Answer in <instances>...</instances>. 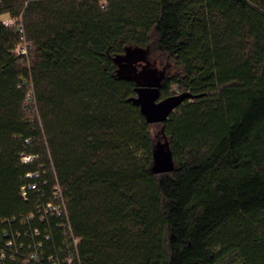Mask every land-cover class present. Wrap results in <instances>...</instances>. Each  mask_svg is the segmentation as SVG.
I'll use <instances>...</instances> for the list:
<instances>
[{"label": "trees", "instance_id": "trees-1", "mask_svg": "<svg viewBox=\"0 0 264 264\" xmlns=\"http://www.w3.org/2000/svg\"><path fill=\"white\" fill-rule=\"evenodd\" d=\"M6 15L23 18L29 61ZM128 47L161 97H196L147 122L117 59ZM42 165L80 239L75 264H264V0H0V217L48 230L23 238L45 240L32 264H65L61 219L20 223L52 199L53 178L21 194Z\"/></svg>", "mask_w": 264, "mask_h": 264}, {"label": "built area", "instance_id": "built-area-1", "mask_svg": "<svg viewBox=\"0 0 264 264\" xmlns=\"http://www.w3.org/2000/svg\"><path fill=\"white\" fill-rule=\"evenodd\" d=\"M104 7V5H103ZM6 26H16L18 31L21 34V42L16 47L15 53L18 56H25V58H29L30 54V43L27 41L25 36V29L23 25V18L15 19V18H7L3 20ZM27 105L29 106H37L35 92L33 86H31L28 96L26 98ZM36 155H27L22 154V161L24 163H29L33 159H35ZM27 178L29 179H39L34 181H29L22 185L21 194L25 199H28L30 190H42V185L48 184L51 178H53L56 182L53 186V196L52 199L40 205L38 213L30 214L26 217L20 218V223L25 224L29 221H33L36 217L39 218L40 221H46L51 219V217H56L61 219L59 222V226L64 228L67 235V243L73 242V247L70 248L68 246V250L66 252L65 264H75L79 258L78 245L80 239L77 238L74 233L69 219V213L67 204L64 198V194L62 188L58 182L56 172L54 168L47 169L43 165L41 169L35 172H29L27 174ZM16 218H2L0 217V263L2 264H17L19 260L22 261V264H32L33 262L40 261V259L44 255L43 245L45 240H49L51 235L48 233V230L42 231L40 228H34L31 232L29 230L22 231L21 229L14 228V223H16ZM39 237L44 236V239L35 240L27 243L23 240L24 237ZM28 246L29 250L26 254H23L25 248ZM43 259V258H42ZM50 261L53 264H60L57 261L55 256L49 257Z\"/></svg>", "mask_w": 264, "mask_h": 264}, {"label": "water", "instance_id": "water-1", "mask_svg": "<svg viewBox=\"0 0 264 264\" xmlns=\"http://www.w3.org/2000/svg\"><path fill=\"white\" fill-rule=\"evenodd\" d=\"M129 55L126 57L117 56L120 62L126 61L127 64H121V71L123 75L129 76L136 80L139 88L136 97L132 98L133 102L140 106L142 114L145 116L147 122L149 123H161L166 121L170 114L175 111V109L184 103L186 99L195 98L196 96L191 92H182L167 97H161L160 81L162 76H158L155 72L146 70L139 73L133 68L132 60L130 59L132 55H137L140 48L133 50L131 47L127 48ZM160 162L166 168L170 167V159L166 156L159 155Z\"/></svg>", "mask_w": 264, "mask_h": 264}, {"label": "rangeland", "instance_id": "rangeland-1", "mask_svg": "<svg viewBox=\"0 0 264 264\" xmlns=\"http://www.w3.org/2000/svg\"><path fill=\"white\" fill-rule=\"evenodd\" d=\"M7 18H9V16H7V15L1 17L2 20H5V19H7ZM32 57H33V56H32ZM29 60H30V58L28 59V61H29ZM31 61H32V60H31ZM152 61H154V60H152ZM158 67H159V68H163V67H164V64H163V63H160V64H158ZM35 114H36V116H38L36 112H35ZM159 132H160V127H159V125H157V124L154 125V127H153V133H154L155 135L159 134V136H158L159 138H158L157 140H158V141H159V140H160V141H164V138L161 137V135H160ZM163 166H165V164L162 165V163H160L159 165H156L155 168H156V169H159L160 167H163Z\"/></svg>", "mask_w": 264, "mask_h": 264}]
</instances>
